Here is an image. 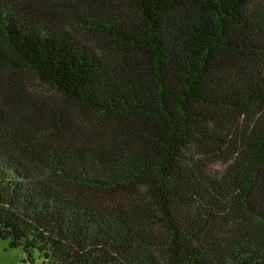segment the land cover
Here are the masks:
<instances>
[{
	"label": "trees",
	"instance_id": "1",
	"mask_svg": "<svg viewBox=\"0 0 264 264\" xmlns=\"http://www.w3.org/2000/svg\"><path fill=\"white\" fill-rule=\"evenodd\" d=\"M0 237L264 264V0H0Z\"/></svg>",
	"mask_w": 264,
	"mask_h": 264
},
{
	"label": "rangeland",
	"instance_id": "2",
	"mask_svg": "<svg viewBox=\"0 0 264 264\" xmlns=\"http://www.w3.org/2000/svg\"><path fill=\"white\" fill-rule=\"evenodd\" d=\"M0 264H49L35 250L33 257L25 251L23 246H11L10 239L0 237Z\"/></svg>",
	"mask_w": 264,
	"mask_h": 264
}]
</instances>
